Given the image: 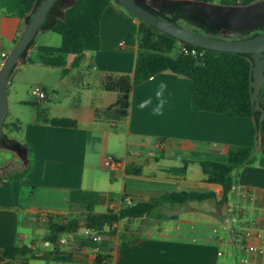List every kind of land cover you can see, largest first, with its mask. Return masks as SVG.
Returning a JSON list of instances; mask_svg holds the SVG:
<instances>
[{
  "label": "crops",
  "instance_id": "obj_1",
  "mask_svg": "<svg viewBox=\"0 0 264 264\" xmlns=\"http://www.w3.org/2000/svg\"><path fill=\"white\" fill-rule=\"evenodd\" d=\"M122 9L114 1L108 4L100 19L99 50L86 51L79 66L70 69L88 71L75 80L79 103L67 111L46 105L43 110L55 115L41 118L38 114L43 110L38 109L33 122L27 123L25 138L18 141L26 149V162L12 173H0L4 178L28 167L25 175L0 181V254L9 245L31 244L34 251L26 264H93L98 248L84 244L83 230L64 234L56 243L44 240L49 216L82 220L86 213H106L110 206L118 211L123 197L149 200L180 191L186 174L176 177L167 172L169 168L180 166L182 160L191 161L189 165L225 161L229 151L249 147L258 155L253 163L234 171L227 208L217 207L215 201H192L164 205L161 220L156 219L157 211L154 219L122 220L116 240L107 246L113 248L107 252L108 264H264V253L257 252L264 251V153L256 149L252 119L193 110L191 80L171 72L132 85L127 108L118 113L119 94L102 90L95 76L133 75L138 42L130 35L126 39L130 31L125 23L137 26L138 21ZM105 17L111 30L106 37ZM5 19L2 25L14 46L24 22L2 15ZM58 50V36L46 30L38 33L28 55ZM72 59L68 57L67 68ZM39 87L45 93L43 102L48 88ZM53 118H69L77 124L56 126L50 123ZM152 149L160 155H150ZM179 156L193 157L177 159L176 166L160 163ZM107 157L120 164L104 166ZM152 165L154 171H144ZM128 166L140 171L128 172ZM199 185L188 189L213 190L220 199L222 187L204 182V174ZM132 233L140 236L120 243V237ZM23 263L18 258L12 264Z\"/></svg>",
  "mask_w": 264,
  "mask_h": 264
},
{
  "label": "trees",
  "instance_id": "obj_2",
  "mask_svg": "<svg viewBox=\"0 0 264 264\" xmlns=\"http://www.w3.org/2000/svg\"><path fill=\"white\" fill-rule=\"evenodd\" d=\"M0 1H3L5 6L10 8L8 15L22 19L25 27V17L34 13L41 0ZM112 1L115 2V0H76L74 5L70 7L67 4V0H57L54 8L58 10V13L48 14V16H53V20L43 25L40 32L47 30L56 34L59 37V50L56 53H38L37 62L45 66L59 67L62 69V76H65L70 69L79 66L86 51L99 50L100 19L104 10ZM146 1L152 4L156 0ZM205 1L221 4H249L256 0ZM157 15L163 19L171 20L159 14ZM180 26L199 32L187 25ZM263 32L264 28H261L253 31V33H247L243 37V33L228 31L222 38H246ZM36 36L29 50L34 46ZM137 42L138 48L132 76L110 74L95 76L102 90L119 94L118 107L116 109L118 113L124 114L127 108L128 93L132 85L140 84L156 74L171 72L191 80V108L193 110L252 119L255 135L260 128L263 131L262 147L259 151L264 153V121L259 123V113L253 111V102L250 98L251 61L248 56L204 50V58L201 62H198L191 56L179 53L181 46L189 45L179 43L173 37L141 21H138L137 24ZM174 50H177L175 56L172 55ZM70 56H73V59L69 68H67L68 57ZM22 58L24 63L33 62L29 55L22 56ZM260 103L264 110V85L260 92ZM50 123L62 127H75L77 124L75 120L69 118H53ZM4 128L6 129L8 126L4 124ZM19 128L17 124L11 126V129L15 131H18ZM257 155L254 148L240 147L229 151L225 161L198 162L204 174V182L222 187V195L219 200H217L216 193L213 190L206 189H186L168 192L149 200L137 198L132 199L131 204H125L124 199L126 197H123L118 211L108 210V212L101 214L86 213L82 220H59L58 216H49L48 234L44 237V240L49 243H56L64 234H75L80 230L90 229L100 237V240L93 241L84 237L85 245L95 248L112 246L116 240L117 225L120 221L149 218L155 211H157L156 219H164L165 216L161 213V208L167 204L183 205L192 201H215L217 207L221 209L227 208L230 193L235 183L234 171L253 163ZM190 163L192 162L182 160L180 166L169 168L167 172L176 177H182L186 174ZM27 170L28 167L17 174L4 178L0 177V181L2 179L19 178L25 175ZM127 171L138 173L140 170L139 168L128 166ZM139 236L136 233L123 235L120 237V243L124 244L134 241ZM33 251L34 248L31 244L6 246L0 254V264H12L18 258L23 260V264H26L29 255ZM110 255V253L96 250L93 264H108Z\"/></svg>",
  "mask_w": 264,
  "mask_h": 264
},
{
  "label": "water",
  "instance_id": "obj_3",
  "mask_svg": "<svg viewBox=\"0 0 264 264\" xmlns=\"http://www.w3.org/2000/svg\"><path fill=\"white\" fill-rule=\"evenodd\" d=\"M57 0H41L32 15L25 17V27L6 58L0 65V139L7 150L13 151L21 160L26 162V149L14 138L4 134V121L8 115V84L12 71L23 62L22 56H27L35 36L47 22L53 20L49 13H58L54 8ZM76 0H67L68 6H73ZM144 0H115L130 15L138 21L144 22L154 29L161 31L179 43H184L199 49L233 53L248 56L251 61L250 69V98L253 102V111L259 113L258 121H264V110L260 103V92L264 85V32L246 38L224 39L205 35L201 32L186 29L172 20L159 17L152 9L144 5ZM166 0H156L160 4ZM184 9L196 17L206 14L211 29L219 26H228L229 29L249 33L264 28V0H256L249 4L225 5L210 3L203 0L186 1ZM264 128V124H263ZM263 131L260 128L256 133V149L262 147ZM7 166H0V173ZM3 175V172L1 173ZM0 175V176H1ZM98 250L111 252L113 248L99 246Z\"/></svg>",
  "mask_w": 264,
  "mask_h": 264
},
{
  "label": "rangeland",
  "instance_id": "obj_4",
  "mask_svg": "<svg viewBox=\"0 0 264 264\" xmlns=\"http://www.w3.org/2000/svg\"><path fill=\"white\" fill-rule=\"evenodd\" d=\"M124 10V9H122ZM10 12V8L5 6L3 1H0V51L5 50L7 54L13 47V44L10 42V33L9 30L4 28L2 24L6 23L5 20H1L2 15H8ZM128 17L131 18L129 13L124 10ZM137 20V19H136ZM138 21V20H137ZM123 25V23L119 20V24ZM111 24V23H110ZM126 27L130 32L126 39L130 37L136 38L137 37V26L131 23L130 21L125 23ZM107 19H104V30L103 34L104 37L108 36V33L111 34V30H107ZM130 35V37H129ZM59 38V37H58ZM54 47L55 44H52ZM33 50V49H32ZM37 53L31 51L29 58L33 61L31 62H22L20 63L11 73L9 77V84H8V107L9 112L4 121V124L8 126V128H4V134L9 135V137H13L17 141H22L25 138L24 132L27 127V123L33 122L35 118L36 111L38 109H45L46 105H50L55 109L59 110H68L73 108L79 103V91L76 88L75 80L79 74H88V71H69L68 74H72L71 76H67L62 78V69L59 67H50L39 64L37 62ZM177 54V50L172 52V55L175 56ZM1 65V64H0ZM41 81H44L43 84ZM41 85L42 87L45 86L48 88V99L39 103L30 93L31 89L35 86ZM57 92H54L53 90ZM21 102V103H19ZM53 116L55 115V111H45L43 110L42 113L38 114V117H45V116ZM108 116V114H103ZM13 124H17L20 128L18 131L11 129ZM150 155H157L159 156V151L152 149L150 151ZM152 157V156H151ZM183 157H193V156H179L174 159H162L160 163L165 166H176L179 165V158ZM13 159L16 163L14 168L8 170L16 171L20 169V162L17 157H15L9 150H0V165H3L7 159ZM255 161V160H254ZM153 162V161H151ZM155 166L152 165L151 167L144 168V171L151 172L154 171ZM12 173V172H11ZM203 177V173L201 167L197 164H191L188 166L187 173L185 176V182L181 189H188V188H200L199 181ZM167 212H171L170 210ZM151 219H154V216L151 215ZM150 223H154L153 221H149ZM148 222V223H149ZM149 223V224H150ZM151 223V224H152ZM143 225V224H142ZM145 225L146 224L145 222Z\"/></svg>",
  "mask_w": 264,
  "mask_h": 264
},
{
  "label": "flooded vegetation",
  "instance_id": "obj_5",
  "mask_svg": "<svg viewBox=\"0 0 264 264\" xmlns=\"http://www.w3.org/2000/svg\"><path fill=\"white\" fill-rule=\"evenodd\" d=\"M186 1H192V0H166L160 4H155L154 2H152V4H150L146 0H144L143 3H144V5H146L147 7L152 9L155 13L161 15L162 17H166L168 19L176 21L180 25H187L189 27H192V28L198 30L199 32H201L205 35L211 36V37L222 38L223 36H225L226 32L233 31V30L229 29L228 26H219V27L215 28L214 30L211 29L210 24L208 23V18L206 16V14H203L202 16L196 17L195 14H189L184 9ZM203 1H205V0H203ZM206 2H208V1H206ZM210 3H212V2H210ZM218 4H221V3H218ZM225 5H231V4H225ZM232 5H240V4H238V3L233 4L232 3ZM242 5H244V4H242ZM249 33H253V32H249ZM245 34L247 35V33H243L242 36L245 37ZM5 136L8 138H13L11 136L9 137V135H6V134H5ZM0 146H2V147H0V150L6 149L4 147L1 139H0ZM9 151L15 157L18 158V160L21 164L20 158L13 151H11V150H9ZM0 166L1 167L7 166L4 170L1 171V173H2V172H7L11 168H14L16 166V163L13 161L12 158L11 159L9 158L5 161V163L3 165H0Z\"/></svg>",
  "mask_w": 264,
  "mask_h": 264
},
{
  "label": "built area",
  "instance_id": "obj_6",
  "mask_svg": "<svg viewBox=\"0 0 264 264\" xmlns=\"http://www.w3.org/2000/svg\"><path fill=\"white\" fill-rule=\"evenodd\" d=\"M179 53L183 54V55H188L193 57L194 59H196L198 62H201L204 58V50L203 49H199L196 47H192V46H181L179 48ZM7 53L4 51H0V64H2V62L4 61V59L6 58ZM31 95L38 100L39 102L42 101L45 98V93L42 90L41 87L39 86H35L31 89L30 91ZM264 145V144H263ZM120 164L119 161L114 160L112 158H105L103 160V165L106 167H117ZM124 203L125 204H131L132 200L128 197H126L124 199ZM122 204V201H121ZM110 209L113 210L114 207L110 206ZM83 234L86 238H90L93 241H99L100 237L98 235H96L95 232H93L90 229H83ZM259 254L264 253L263 249H260L257 251Z\"/></svg>",
  "mask_w": 264,
  "mask_h": 264
}]
</instances>
